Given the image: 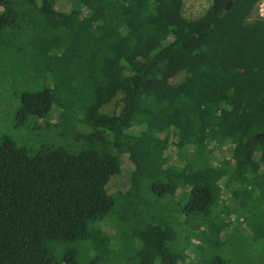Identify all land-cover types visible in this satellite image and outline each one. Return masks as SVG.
Masks as SVG:
<instances>
[{
    "label": "trees",
    "instance_id": "trees-1",
    "mask_svg": "<svg viewBox=\"0 0 264 264\" xmlns=\"http://www.w3.org/2000/svg\"><path fill=\"white\" fill-rule=\"evenodd\" d=\"M210 1L0 0V68L41 80L19 120L68 137L1 140L0 264H264L261 0Z\"/></svg>",
    "mask_w": 264,
    "mask_h": 264
},
{
    "label": "rangeland",
    "instance_id": "rangeland-1",
    "mask_svg": "<svg viewBox=\"0 0 264 264\" xmlns=\"http://www.w3.org/2000/svg\"><path fill=\"white\" fill-rule=\"evenodd\" d=\"M211 4L210 0H184L183 14L188 19H195L202 16ZM62 7L59 6V8ZM0 142L3 139H10L18 147L25 149L29 154H36L42 147L47 146H68V137L63 136L62 132L64 126L56 125L58 121L59 111H54V120L50 119H38L32 117L31 119L21 122L19 120V111L22 104V96L29 89L38 85L40 87V81L36 83H28L26 79L18 77L12 71L7 72V67L0 68ZM182 77L176 78L175 82H181ZM33 83V84H32ZM50 87H54V82H48ZM118 102L115 100L104 112L114 113L118 109ZM123 174L119 180H116L110 187V192H126L130 188V176L133 171L132 160L129 155L123 156ZM181 191L178 192L177 198L180 197ZM229 198V197H228ZM237 211V210H236ZM239 213V211H237ZM235 217L232 216L231 218ZM229 221V218H227ZM234 229L238 226L241 231H246L243 228L248 229L244 224L241 227L232 220L230 223ZM251 235L252 231L249 229L244 233ZM252 236H254L252 234ZM251 236V237H252ZM198 243V241H194ZM193 242V243H194ZM252 242H255L254 239ZM180 243L184 245V238H180ZM194 243V244H195ZM251 245H247L245 251L251 250ZM189 251V250H188ZM192 252L190 251L189 254Z\"/></svg>",
    "mask_w": 264,
    "mask_h": 264
},
{
    "label": "built area",
    "instance_id": "built-area-1",
    "mask_svg": "<svg viewBox=\"0 0 264 264\" xmlns=\"http://www.w3.org/2000/svg\"><path fill=\"white\" fill-rule=\"evenodd\" d=\"M259 14L262 19H264V0H261L259 4Z\"/></svg>",
    "mask_w": 264,
    "mask_h": 264
},
{
    "label": "water",
    "instance_id": "water-1",
    "mask_svg": "<svg viewBox=\"0 0 264 264\" xmlns=\"http://www.w3.org/2000/svg\"><path fill=\"white\" fill-rule=\"evenodd\" d=\"M234 2L230 1L227 5V10H229L233 6Z\"/></svg>",
    "mask_w": 264,
    "mask_h": 264
}]
</instances>
